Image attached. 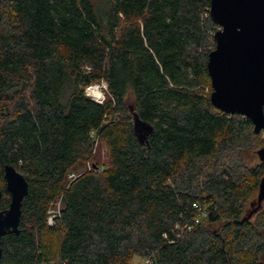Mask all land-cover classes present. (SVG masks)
Returning <instances> with one entry per match:
<instances>
[{
    "label": "trees",
    "instance_id": "obj_1",
    "mask_svg": "<svg viewBox=\"0 0 264 264\" xmlns=\"http://www.w3.org/2000/svg\"><path fill=\"white\" fill-rule=\"evenodd\" d=\"M210 7L0 0V207L6 164L29 183L1 264H264V208L247 217L264 162L243 155L264 130L211 101ZM101 82L97 102L86 89ZM135 115L152 127L144 143Z\"/></svg>",
    "mask_w": 264,
    "mask_h": 264
},
{
    "label": "water",
    "instance_id": "obj_2",
    "mask_svg": "<svg viewBox=\"0 0 264 264\" xmlns=\"http://www.w3.org/2000/svg\"><path fill=\"white\" fill-rule=\"evenodd\" d=\"M210 16L220 27L214 33L215 47L208 61L211 101L225 113L250 118L255 132L260 133L264 130V0H211ZM134 127L144 143L151 125L135 115ZM257 154L264 162V146ZM4 175L11 201L8 208L0 207V264L1 239L8 233H20L23 200L29 192L26 177L16 167L6 164ZM263 200L264 176L257 194L259 207Z\"/></svg>",
    "mask_w": 264,
    "mask_h": 264
},
{
    "label": "rangeland",
    "instance_id": "obj_3",
    "mask_svg": "<svg viewBox=\"0 0 264 264\" xmlns=\"http://www.w3.org/2000/svg\"><path fill=\"white\" fill-rule=\"evenodd\" d=\"M95 85H99L100 90L103 93L102 97H103V100H104L105 97H106L107 84L105 82H101V83H98V84H95ZM86 91H88V87H87ZM260 141H261V143H264V132H262L260 134ZM258 149H259V147L251 149L248 152H244L243 155H244L245 161L248 162V163H251V164L261 163L262 161L260 160V158L258 157V154H257V150ZM94 161L100 167H104V166H106L109 163V148L106 145V143H104L102 141H97L96 142V149H95V153H94ZM82 167L87 168V170H91L93 168L91 163L84 164ZM74 175L75 174L72 173L70 175V177L72 178ZM252 202H255V204L251 205V203H250L248 205L247 213H250V212L252 213L255 208H258V210L261 209V208H264V200L262 201L260 207L257 204V197ZM59 208H60V201H57V202H55L52 205L51 210L53 212H57L59 210ZM255 214H256V211L253 212L251 218H253L255 216ZM203 217H205V215H203ZM262 259L264 260V256L262 257ZM133 263L134 264H149L147 259L140 258L138 256L134 257Z\"/></svg>",
    "mask_w": 264,
    "mask_h": 264
},
{
    "label": "bare ground",
    "instance_id": "obj_4",
    "mask_svg": "<svg viewBox=\"0 0 264 264\" xmlns=\"http://www.w3.org/2000/svg\"><path fill=\"white\" fill-rule=\"evenodd\" d=\"M88 93L90 97L96 99L97 101H101L103 99V93L100 90L99 85H92L88 88Z\"/></svg>",
    "mask_w": 264,
    "mask_h": 264
},
{
    "label": "built area",
    "instance_id": "obj_5",
    "mask_svg": "<svg viewBox=\"0 0 264 264\" xmlns=\"http://www.w3.org/2000/svg\"><path fill=\"white\" fill-rule=\"evenodd\" d=\"M220 28V27H219ZM218 28V29H219ZM89 88V87H88ZM87 94L89 95V93H88V91H87ZM90 96V95H89ZM103 101V99L100 101V102H102ZM59 211V210H58ZM57 211V212H58ZM55 214H56V212H53L52 210H51V214H50V216H49V218H48V222L50 223V224H52L53 223V221H54V217H55ZM148 263L150 264V262H149V260H148Z\"/></svg>",
    "mask_w": 264,
    "mask_h": 264
}]
</instances>
